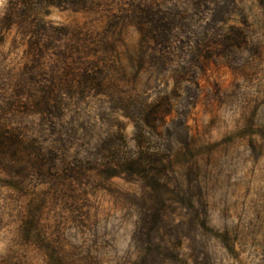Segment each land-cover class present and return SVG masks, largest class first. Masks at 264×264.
Listing matches in <instances>:
<instances>
[{
	"label": "rangeland",
	"instance_id": "1",
	"mask_svg": "<svg viewBox=\"0 0 264 264\" xmlns=\"http://www.w3.org/2000/svg\"><path fill=\"white\" fill-rule=\"evenodd\" d=\"M13 1L0 264H264V0Z\"/></svg>",
	"mask_w": 264,
	"mask_h": 264
},
{
	"label": "trees",
	"instance_id": "2",
	"mask_svg": "<svg viewBox=\"0 0 264 264\" xmlns=\"http://www.w3.org/2000/svg\"><path fill=\"white\" fill-rule=\"evenodd\" d=\"M85 1L86 0H83V2ZM47 3L53 4V5H60V4L69 5V4H73V1L71 0H15L13 1V5L10 9L9 16L10 18H15L17 15H19L23 11V9L21 8L22 6L27 8L29 14H31L33 13V10H34L33 6H35V4H47ZM164 105L165 103L163 105L156 104L154 106V109H160L159 106L162 107ZM146 124L149 128H152L154 130L156 129L155 125H152L150 119L148 118H146ZM146 133L147 132L144 131V129L137 131L136 140H137L138 147L140 146L142 147V144L144 145L145 140H147ZM145 148H148V147L146 146ZM148 150L149 151H141L139 155H136L135 157H125L121 160H117V162H114L115 166L118 167L119 169H122L124 172H127L132 175L144 174L148 172L150 169H154L159 163L162 162L165 156L163 153H159V151L158 152L151 151V149H148ZM165 154L167 156V153Z\"/></svg>",
	"mask_w": 264,
	"mask_h": 264
}]
</instances>
